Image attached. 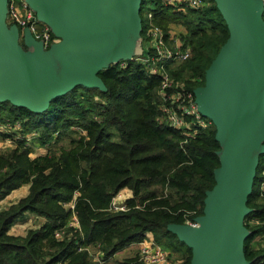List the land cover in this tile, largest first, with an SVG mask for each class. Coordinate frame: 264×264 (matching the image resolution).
Segmentation results:
<instances>
[{"label":"trees","instance_id":"16d2710c","mask_svg":"<svg viewBox=\"0 0 264 264\" xmlns=\"http://www.w3.org/2000/svg\"><path fill=\"white\" fill-rule=\"evenodd\" d=\"M149 7L162 27L173 21L187 30L191 55L170 75L192 91L204 83L205 69L229 33L216 1L175 11L160 0H142V35L143 11ZM96 74L104 90L76 85L40 112L0 101V123L19 120L21 132H37L34 139L47 145L45 152L29 158L30 149L16 137L11 148L0 152V201L28 184L24 197L0 208V264H96L87 250L76 247H97L102 260H107L146 233L167 250L185 253L187 258L176 259L189 264L191 249L167 226L203 213L206 192L215 185L213 172L219 166L216 127L212 122L196 134L185 135L160 119V77L138 63L109 64ZM62 137L68 138L67 147L52 150L50 146ZM263 170L261 153L246 201L251 210L243 218L251 231L243 252L253 261H264V245L251 244L257 235L264 242V202L256 204ZM124 188L131 191L127 210H109L111 199ZM73 192L79 229L64 227L69 212L61 205ZM25 212L42 217V224L23 236L8 234L13 221ZM55 231L60 238L54 237ZM121 264L140 263L136 255Z\"/></svg>","mask_w":264,"mask_h":264},{"label":"water","instance_id":"95a60500","mask_svg":"<svg viewBox=\"0 0 264 264\" xmlns=\"http://www.w3.org/2000/svg\"><path fill=\"white\" fill-rule=\"evenodd\" d=\"M22 1L55 41L43 48L26 28L19 35L0 0V101L40 112L76 85L104 90L96 72L142 52V0ZM215 1L229 33L193 94L216 127L219 166L196 226L167 229L191 249L189 264H251L243 252L251 235L243 218L264 153V6L262 0Z\"/></svg>","mask_w":264,"mask_h":264},{"label":"built area","instance_id":"2783aa9c","mask_svg":"<svg viewBox=\"0 0 264 264\" xmlns=\"http://www.w3.org/2000/svg\"><path fill=\"white\" fill-rule=\"evenodd\" d=\"M164 6H169L171 9L185 10L188 7L197 8L204 3V0H160ZM264 6V0H262ZM264 18V9H263ZM142 19V17H141ZM6 22L14 24L21 35L22 30L26 28L30 35L42 43L43 48L55 41L49 28L44 23L37 21L33 11L22 0H6ZM143 20L145 23L142 41H148L146 46L142 45L140 55H134L130 60H120L116 64L119 67H125L131 62L138 63L152 74L159 75L158 91V106L160 110V119L167 122L171 127L178 129L181 134L193 135L201 128L209 125L211 120L203 116L199 110L193 90H187L183 83L174 82L170 73L172 70L187 59L191 55L190 47L186 39L175 32L166 28H162L154 20V11L151 7L143 11ZM0 131L7 132V138L13 143V139L20 137L24 140V144L31 149H34L32 144L33 138L37 136V132L30 131L29 137L25 132L20 130L19 120H15L13 124L0 123ZM3 128V129H2ZM15 128L16 131L10 130ZM25 133V134H23ZM45 146H43L44 148ZM263 179L260 182L259 190L264 194V170L262 172ZM119 191L109 204V210L113 212L126 211L125 201L127 197L120 194ZM76 197V192L72 193L71 199L63 204L69 211L70 219L67 221V227L73 229L78 228V221L73 214V206ZM264 223V221H263ZM188 225L196 226V223L191 220ZM54 237L60 238V232L55 231ZM258 238V239H257ZM257 240L262 239L261 235L256 236ZM77 251L87 250L88 254L96 264H103L101 252L94 246H78ZM169 251L161 244L157 243L150 233H146L145 237L138 242L137 261L140 264H183L180 261L174 260L169 255ZM56 264H63L59 261ZM251 264H264L263 260H255Z\"/></svg>","mask_w":264,"mask_h":264},{"label":"rangeland","instance_id":"374dc122","mask_svg":"<svg viewBox=\"0 0 264 264\" xmlns=\"http://www.w3.org/2000/svg\"><path fill=\"white\" fill-rule=\"evenodd\" d=\"M164 24H166V26L164 27V28H166V29H168V30H170V31H173V32H175V34H179V35H181V36H183L184 38L186 37L187 38V30L185 29V27L183 26V25H181V24H179V23H177V22H173V21H170V22H166V23H164ZM161 26V25H160ZM163 28V27H162ZM148 44V41H146V40H144V41H142V45H144V46H146ZM1 128V127H0ZM3 129V128H2ZM10 130H13V131H16V129L15 128H10ZM3 132V131H2ZM26 133V135H27V137H29L30 136V134H32V132H30V131H28V132H25ZM25 133H23V134H25ZM73 135H75L74 133L72 134V136ZM8 136H6V135H3V134H0V141H2L3 139L5 140L4 141V144L3 143H1L0 142V152L1 151H4V150H6V149H9V148H11L12 146H13V143H12V141L10 140V139H8L7 138ZM33 140L34 141H32V144H34V149H31L30 147H28L30 150H29V152H28V156H29V158H33V156H37V154L36 155H32L33 153H35V152H38L39 150L40 151H42V152H45V150L44 149H46V147H47V145H40L39 144V142L38 141H36L34 138H33ZM67 145H68V138L67 137H62V138H60V140H58L55 144H52L50 147H51V149L52 150H58V147L59 146H62V147H67ZM43 146H45L44 148H43ZM22 185H24V184H21L20 186H22ZM19 186V187H20ZM12 191V190H11ZM10 191V192H11ZM9 192V193H10ZM131 192V191H130ZM8 193V194H9ZM7 194V195H8ZM7 195H5L4 196V198L7 196ZM3 198V199H4ZM262 201L264 202V194H259V199L257 200V202H256V204H261L262 203ZM61 207L63 208V209H65V211H67V212H69L66 208H65V206L64 205H61ZM70 214L71 213H69V215H68V219H67V221L70 219ZM191 215V214H190ZM26 220L25 221H23V222H19V221H21V219H22V217H20V218H17V219H15L14 221H13V223H15V226L12 228L13 229V231L12 232H10L12 235H20V236H23L24 234H25V232H26V230L27 229H34V228H37L38 226H40V222H41V219H39L38 217H34L33 215H29L28 213L26 214ZM192 220V219H191ZM189 218H186L185 219V221H184V223L183 224H187V222H190L191 221ZM67 221H66V223H67ZM12 223V224H13ZM66 225V224H65ZM64 227H67V226H64ZM8 232V231H7ZM8 234H9V232H8ZM258 239V238H257ZM256 239V237L251 241V244H253V246L254 247H256V248H258L260 245H261V247H262V245H264V242H263V238L262 239H260V240H257ZM88 247H90V245L88 246ZM128 249L130 248V246L129 247H127ZM133 248V247H132ZM131 248V249H132ZM168 250H170V249H168ZM170 253H169V255H171V254H173L172 255V257H175L174 258V260H177L176 259V257H181V259H183V258H185V256H186V258H187V255H185V253H182L181 252V255L179 254V253H173V252H171V250L169 251ZM124 257H125V255L122 253V251H118L115 255H113L112 257H110L109 259H107V260H105V261H107V264H121V262H122V260H124ZM177 261H179V260H177ZM181 262V261H180Z\"/></svg>","mask_w":264,"mask_h":264},{"label":"crops","instance_id":"0c3cea01","mask_svg":"<svg viewBox=\"0 0 264 264\" xmlns=\"http://www.w3.org/2000/svg\"><path fill=\"white\" fill-rule=\"evenodd\" d=\"M1 139V138H0ZM4 139L2 140V141H0L1 143H3L4 144ZM45 150V149H44ZM41 153H43L42 151H38V152H35V153H33L32 155H38V154H41ZM27 189H28V184H24V185H22V186H20V187H18V188H16V189H13L4 199H2L1 201H0V208L1 209H3V208H6L9 204H11V203H14V202H16L19 198H22V197H24L25 195H26V193H27ZM120 194H122L124 197H127V198H129V197H131V192H130V190L129 189H127V188H124V189H122L121 190V193ZM29 214V215H33L34 217H38L39 219H41V222H40V225L42 224V222H43V218L42 217H39V216H37V215H35V214H33V213H30V212H25L23 215H22V219H21V221H19V222H23V221H25L27 218H26V214ZM15 226V223H13V224H11V226L9 227V229H8V232H9V234H11L10 232H12L13 231V227ZM151 234V233H150ZM152 235V234H151ZM130 246V248L128 249L127 247H129ZM133 247V248H132ZM132 248V249H131ZM120 251H122V253L125 255V257H124V259L125 258H130V257H134V256H136L137 255V252H138V242L137 243H130L129 245H127L126 247H124L122 250H120ZM116 254V253H115ZM114 254V255H115ZM172 255L173 254H171V258H175V257H172ZM174 256V255H173ZM123 261V260H122ZM103 264H107V261H105L104 260V262H103ZM114 264V263H113Z\"/></svg>","mask_w":264,"mask_h":264}]
</instances>
